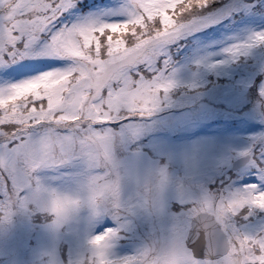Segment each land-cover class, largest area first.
<instances>
[{
	"label": "snow or ice",
	"instance_id": "6c2138e0",
	"mask_svg": "<svg viewBox=\"0 0 264 264\" xmlns=\"http://www.w3.org/2000/svg\"><path fill=\"white\" fill-rule=\"evenodd\" d=\"M212 3L126 0L122 20L93 16L57 28L76 0H0V68L37 55L71 61L0 87V222L40 211L48 215V228L60 233L82 208L90 220L111 216L116 227L89 241L94 245L103 237V248L93 247L70 264H264V222L248 228L238 221L264 211V129L236 153L244 159L242 175L256 178L241 185L233 178L215 189L194 185L189 170L156 198L143 170L132 171L117 154L144 130L135 121H149L173 103L170 93L178 81L166 45L211 18L198 16V10ZM241 7L249 6L230 4L223 11ZM44 33L49 39L35 47ZM258 45H264V30L225 47L224 59L198 63L214 69ZM257 91L254 113L264 123V80ZM63 166L77 167L76 191L48 186L38 174ZM159 171L168 173L166 166ZM170 196L181 207L169 214ZM138 214L166 222L135 253L115 255L113 242ZM200 217L205 219L193 231ZM40 264L60 261L48 252Z\"/></svg>",
	"mask_w": 264,
	"mask_h": 264
},
{
	"label": "rangeland",
	"instance_id": "374dc122",
	"mask_svg": "<svg viewBox=\"0 0 264 264\" xmlns=\"http://www.w3.org/2000/svg\"><path fill=\"white\" fill-rule=\"evenodd\" d=\"M125 3L126 0H76L75 7L58 18L56 27L93 16L122 20L126 18L122 9ZM230 4L249 7L227 14L223 9ZM198 16L211 18L166 45L169 70L175 69L178 81L170 93L173 103L161 108L149 121H135L146 125L144 130L118 147L117 154L132 171L162 164L173 182L190 170L194 185L204 183L213 189L222 186V181L228 183V178H233L236 185L252 183L254 176L242 175L245 166L232 170V162L238 157L236 153L249 145L252 135L264 129V123L254 113L257 90L264 80V45L214 69L198 61L222 60L225 47L264 30V0H213L207 9L198 10ZM48 39L49 34H41L35 47H41ZM70 62L69 58L58 56L19 59L0 68V87ZM193 81L198 86L188 88ZM77 172L75 166H63L42 169L38 174L46 185L73 192L78 188ZM167 207L170 214L181 206L170 196ZM238 221L244 227H258L264 222V211L257 210L248 220L241 217ZM165 222L166 218L138 214L113 242V253H135L150 243ZM48 223V215L40 211L31 215L18 212L10 222H0V264H40L48 252L54 253L60 264H70L85 252L89 236L116 227L111 216L90 220L87 208L80 209L60 233H53Z\"/></svg>",
	"mask_w": 264,
	"mask_h": 264
},
{
	"label": "clouds",
	"instance_id": "9594fccd",
	"mask_svg": "<svg viewBox=\"0 0 264 264\" xmlns=\"http://www.w3.org/2000/svg\"><path fill=\"white\" fill-rule=\"evenodd\" d=\"M163 167L164 165L162 164L152 165L143 170L144 175L148 178L146 180V183L150 184L151 191L156 198H158L161 193L165 191H170V188H171V178L169 176V173H167V175H164V174H161L159 171ZM105 183L108 184L112 182L105 181ZM117 187H119V185H117ZM124 190L128 191L127 187ZM146 191H147V188H146ZM99 194L101 195L104 194L103 190H100ZM204 219H205L204 217H200L194 221L193 231H195L196 228L200 227ZM97 234H94V235H97ZM94 235L89 236L87 239V245H86V250H85L87 252H91L93 250V247L103 248V239H104L103 237H101L100 240L95 241L94 245L89 243V241L92 239ZM161 255H163V253H161Z\"/></svg>",
	"mask_w": 264,
	"mask_h": 264
},
{
	"label": "water",
	"instance_id": "95a60500",
	"mask_svg": "<svg viewBox=\"0 0 264 264\" xmlns=\"http://www.w3.org/2000/svg\"><path fill=\"white\" fill-rule=\"evenodd\" d=\"M243 166H245L244 159L242 157H239L236 160H234L232 168L233 170H237Z\"/></svg>",
	"mask_w": 264,
	"mask_h": 264
},
{
	"label": "trees",
	"instance_id": "16d2710c",
	"mask_svg": "<svg viewBox=\"0 0 264 264\" xmlns=\"http://www.w3.org/2000/svg\"><path fill=\"white\" fill-rule=\"evenodd\" d=\"M260 212H262V210H259Z\"/></svg>",
	"mask_w": 264,
	"mask_h": 264
}]
</instances>
